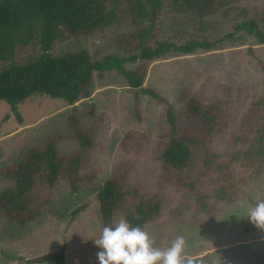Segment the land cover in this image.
Here are the masks:
<instances>
[{
  "label": "rangeland",
  "instance_id": "obj_1",
  "mask_svg": "<svg viewBox=\"0 0 264 264\" xmlns=\"http://www.w3.org/2000/svg\"><path fill=\"white\" fill-rule=\"evenodd\" d=\"M141 2L155 11L156 39L184 42L206 37L219 41L220 46L210 51L167 55L147 62L143 87L157 90L176 112L184 110L185 91L208 107L219 105L216 113L219 117L228 115L227 125L217 127L215 135L206 139V146L222 157L208 167L202 160L204 149H199L191 167L183 171L165 167L160 155L171 132L167 106L143 88L130 87L126 76L117 69L96 71L92 96L74 105L41 93L17 104L1 100L0 169L19 161L29 148L43 145L50 136L68 133L67 118L76 114L95 140L94 147L84 149L86 163L82 172L98 170L99 176L79 192L71 190L66 178L56 187L45 189L47 205L37 219L25 225L10 221L0 208V264H30L22 258L63 248L67 264H99L97 253L102 249L94 239L100 237L104 226L123 217L116 211L107 224L101 217L98 192L112 177L120 180L124 191L140 188L160 194L161 216L144 227L154 238L155 247L166 249L177 236H184L186 254L194 258L239 243H264V230L245 216L249 206L264 199V171L254 175L255 168L241 166V154L258 135L262 122L261 104L254 103L264 97V44L245 31L234 32L238 22L252 17L259 18L264 27V0H237L203 20L179 12L174 0H111L119 13L113 24L83 36L61 35L50 53L58 56L85 49L94 61L115 54L132 55L118 39L135 31L131 9ZM231 32L235 34L227 37ZM41 53V30L37 27L29 41L17 46L14 56L0 62V72L11 64L36 59ZM139 63L140 60L126 61L123 66L133 69ZM92 106L95 114L89 116ZM191 123L199 124L197 120ZM59 150L71 156L83 149L79 142L68 140L59 143ZM232 157L237 159L236 179L242 186V197L211 204L207 197L220 184L214 182L220 179V163ZM170 178L182 179L186 184L170 183ZM13 185V181L0 176V192ZM201 198L207 205L202 210L198 207ZM81 205L85 208L73 217L72 212Z\"/></svg>",
  "mask_w": 264,
  "mask_h": 264
},
{
  "label": "trees",
  "instance_id": "obj_2",
  "mask_svg": "<svg viewBox=\"0 0 264 264\" xmlns=\"http://www.w3.org/2000/svg\"><path fill=\"white\" fill-rule=\"evenodd\" d=\"M237 0H174L179 12L191 13L203 20L214 16ZM134 32L122 34L118 41L126 46L132 55L121 57L110 55L103 61H94L85 49L53 56L50 49L61 35L83 36L102 31L119 18L117 6L111 0H0V62L14 56L18 45L29 41L37 27L41 30L42 53L36 58L21 64H11L0 72V101L17 104L36 93L52 98H63L70 105L89 98L93 93V80L96 71L117 69L133 88L143 91L165 103L171 132L160 158L167 168L183 171L191 167L199 149H204L202 160L208 167L214 165L222 155L211 152L206 139L215 135L217 127L227 125L228 115L219 117L217 106L208 107L202 100L184 92V110L175 111L172 103L157 90L144 88L148 75L147 62L162 59L173 54H194L218 48L219 41L204 38H191L184 42L173 39H156L155 11L149 10L144 2L131 9ZM264 20V19H263ZM150 21L148 26L143 23ZM245 31L264 44V27L259 18L243 19L235 25V31ZM227 33L232 37L235 33ZM220 41H223L221 39ZM140 63L133 69H125L128 62ZM226 104V103H225ZM254 104H261L262 122L258 135L242 155V168H255L254 175L264 171V97ZM228 107L227 109H229ZM94 106L87 113L94 116ZM197 120L194 126L191 121ZM68 133H56L45 140L43 145L29 148L23 157L0 169V176L14 182V185L0 192V208L5 216L20 225L37 219L48 203L44 190L54 188L61 179L70 181L73 192L94 184L99 176L98 170L83 173L86 163L84 149L95 145L93 134L83 126L81 118L72 114L67 118ZM75 140L83 150L71 156L59 150L62 141ZM237 159L220 163V179L214 182L217 187L207 198L211 204L236 201L242 197V186L236 176ZM180 178V177H178ZM170 183L183 184L182 179L170 178ZM192 189V185H189ZM239 187V188H238ZM100 213L105 224L110 222L116 211L123 214L130 224L145 227L160 218L163 200L158 192L136 188L124 191L119 179L112 177L104 181L98 192ZM201 198L198 207L206 208ZM84 205L72 212L75 217L83 211ZM205 264H264V243L254 241L239 243L194 257ZM27 263L67 264L66 249L44 253L31 258H22Z\"/></svg>",
  "mask_w": 264,
  "mask_h": 264
},
{
  "label": "clouds",
  "instance_id": "obj_3",
  "mask_svg": "<svg viewBox=\"0 0 264 264\" xmlns=\"http://www.w3.org/2000/svg\"><path fill=\"white\" fill-rule=\"evenodd\" d=\"M245 216L264 230V199L249 206ZM94 243L102 249L97 253L99 264H205L202 259L186 254L184 236H177L169 247L161 249L154 246V238L143 227L133 226L123 217L104 226Z\"/></svg>",
  "mask_w": 264,
  "mask_h": 264
},
{
  "label": "crops",
  "instance_id": "obj_4",
  "mask_svg": "<svg viewBox=\"0 0 264 264\" xmlns=\"http://www.w3.org/2000/svg\"><path fill=\"white\" fill-rule=\"evenodd\" d=\"M60 251V250H59ZM53 252H55V251H53Z\"/></svg>",
  "mask_w": 264,
  "mask_h": 264
}]
</instances>
